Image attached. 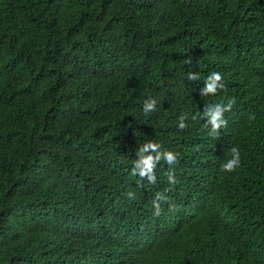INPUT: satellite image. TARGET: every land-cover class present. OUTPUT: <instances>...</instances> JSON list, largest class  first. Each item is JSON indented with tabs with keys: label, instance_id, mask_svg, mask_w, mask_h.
<instances>
[{
	"label": "trees",
	"instance_id": "trees-1",
	"mask_svg": "<svg viewBox=\"0 0 264 264\" xmlns=\"http://www.w3.org/2000/svg\"><path fill=\"white\" fill-rule=\"evenodd\" d=\"M0 264H264V0H0Z\"/></svg>",
	"mask_w": 264,
	"mask_h": 264
},
{
	"label": "clouds",
	"instance_id": "clouds-1",
	"mask_svg": "<svg viewBox=\"0 0 264 264\" xmlns=\"http://www.w3.org/2000/svg\"><path fill=\"white\" fill-rule=\"evenodd\" d=\"M221 78V75L220 73H213L212 74V77H210L209 79L211 80L210 83H208L207 85V90L209 91H214L215 90V83L214 81L217 80V79H220ZM213 126H216V120H215V116L213 117ZM232 159L228 160L225 164H224V169L225 170H228V171H231L233 170L234 168H236L239 163H240V152H239V149L237 148H233L232 150ZM169 165V167H171L174 163H175V159L174 158H170L166 161ZM116 196H117V202H116V210L119 209V203L121 201H123L120 196L116 193ZM124 202V201H123ZM124 207L126 209V211L128 213H130V208L128 207V205H126V203L124 202Z\"/></svg>",
	"mask_w": 264,
	"mask_h": 264
}]
</instances>
